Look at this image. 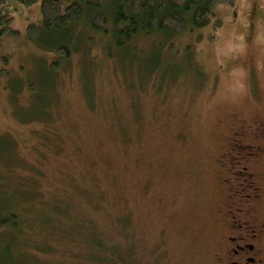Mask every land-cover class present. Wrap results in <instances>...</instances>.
Listing matches in <instances>:
<instances>
[{"label":"rangeland","instance_id":"obj_1","mask_svg":"<svg viewBox=\"0 0 264 264\" xmlns=\"http://www.w3.org/2000/svg\"><path fill=\"white\" fill-rule=\"evenodd\" d=\"M40 1L2 5L17 33L0 42V212L19 218L0 226V263L103 264L115 244L128 264H213L229 194L220 153L240 125L264 144V0L123 50L81 22L78 41L29 39ZM69 39L57 68L52 46ZM258 204L264 221V193Z\"/></svg>","mask_w":264,"mask_h":264},{"label":"trees","instance_id":"obj_2","mask_svg":"<svg viewBox=\"0 0 264 264\" xmlns=\"http://www.w3.org/2000/svg\"><path fill=\"white\" fill-rule=\"evenodd\" d=\"M18 1L30 5L38 0ZM233 2L234 0H41V22L39 25L28 26V38L35 39L44 34H66L67 30H72L73 40L78 41L83 31L76 29V25L81 22L84 30L88 29L91 33V41L96 36L104 37L105 41L110 38L113 46L123 50L140 36H164L168 40L187 30L203 27L214 17L217 5H231ZM3 3L4 0H0V42L6 35L17 33L12 28V17L6 16L2 11ZM71 41L69 39L52 46L57 56L53 63L57 68L70 55ZM6 211L0 212V226H16L19 212ZM18 228L19 226L15 229ZM5 253L7 251L3 252L0 246V256ZM97 257L96 261L103 264H128L120 247L115 244L105 246Z\"/></svg>","mask_w":264,"mask_h":264},{"label":"flooded vegetation","instance_id":"obj_3","mask_svg":"<svg viewBox=\"0 0 264 264\" xmlns=\"http://www.w3.org/2000/svg\"><path fill=\"white\" fill-rule=\"evenodd\" d=\"M248 129L244 125L234 128L220 153L221 180L229 194L219 210L221 230L213 264H264V221L254 216L264 193L255 182L257 176L264 175V144L245 142L243 135ZM256 130L264 138V120ZM260 158L263 166L255 167Z\"/></svg>","mask_w":264,"mask_h":264}]
</instances>
